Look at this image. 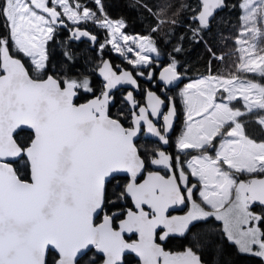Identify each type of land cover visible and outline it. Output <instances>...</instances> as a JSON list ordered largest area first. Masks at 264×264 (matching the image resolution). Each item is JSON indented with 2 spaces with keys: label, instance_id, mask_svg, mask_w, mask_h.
I'll use <instances>...</instances> for the list:
<instances>
[{
  "label": "snow or ice",
  "instance_id": "snow-or-ice-1",
  "mask_svg": "<svg viewBox=\"0 0 264 264\" xmlns=\"http://www.w3.org/2000/svg\"><path fill=\"white\" fill-rule=\"evenodd\" d=\"M92 2L95 10L80 0H0V17L7 28L0 35V264H124L128 253L135 254L139 264H205L202 254L213 240L200 222L211 218L223 222L225 238L241 253L264 261V215L251 210L253 203L264 206V179L244 181L234 174L264 173V142L246 135L237 120L241 110L230 106L240 93L244 101L264 110V87L253 100L248 92L258 87L255 83L246 87L217 76L188 83L181 96L189 123L177 147L181 153L191 149L200 154L185 166L179 154L173 157L150 145L142 152L136 138L145 126L160 143H169L174 99L148 91L147 106H140L128 92L125 99L132 120L126 127L109 114V105L117 85L139 88L132 71H118L102 60L97 70L99 95L94 94L97 89L89 76L49 75L46 42L58 26L68 28L65 21H70V42L87 38L100 53L110 44V50L126 57L138 76L145 75L141 69H148L147 79L153 78L151 66L162 54L155 37H130L123 31L127 26L123 19L113 21L105 14L103 0ZM142 6L152 16L149 6ZM238 6L245 26L258 33L255 25L258 16L264 24V0L259 4L241 0ZM186 7L192 10L189 22L197 25L191 29L192 42L207 43L202 34L211 28L215 12L227 7L226 0H196ZM87 22L106 30L105 43L96 45L98 37L79 26ZM159 24L157 20L154 30ZM181 52L177 45L163 53L170 59L158 80L166 89L181 80L177 59ZM19 54L30 58L31 68ZM62 56L65 64L74 63L70 48ZM241 68L249 73L260 69L264 75V55L250 58ZM221 88L226 96L217 101L215 93ZM81 93L93 95L78 104ZM153 118L162 123L158 126ZM259 122L264 131V119ZM22 126L32 130L26 143L17 138ZM217 137L228 139L214 145ZM21 162L24 169L16 167ZM150 165L163 167L166 175L151 171ZM25 170L30 179L20 175ZM121 173L125 184L110 192L108 186ZM125 202L132 207L122 216L105 213L125 208ZM189 203L191 210L185 215L170 213ZM99 217L102 222L96 223ZM173 236L188 245L175 255L163 247Z\"/></svg>",
  "mask_w": 264,
  "mask_h": 264
},
{
  "label": "trees",
  "instance_id": "trees-1",
  "mask_svg": "<svg viewBox=\"0 0 264 264\" xmlns=\"http://www.w3.org/2000/svg\"><path fill=\"white\" fill-rule=\"evenodd\" d=\"M80 2L89 9L95 10L96 6L92 0H80ZM103 2L105 14L108 18L112 20L123 19L126 22L125 33L140 36L153 35L162 55L164 52H170L173 46L179 45L182 48V52L177 56L179 72L186 80H194L207 75L221 78H235L241 75L239 68L241 60L236 42L241 29L242 11L241 7L238 6L241 0H227L225 10L217 14L211 22V28L202 34L207 43H194L190 38L192 35L191 29L196 28L197 25L194 21L189 22L188 18L192 15V10L186 6L195 3L196 0H103ZM144 4H147L151 9L152 16H149L148 12L145 11L142 6ZM157 9L161 10L157 11ZM97 15H100V13H97ZM153 16L155 19L152 18ZM157 20L160 21V24L158 30H154L153 26L156 25ZM56 32V35L47 44L48 64L51 68L49 74L57 76L55 69H62L68 73L67 76L73 78L88 76L85 71L88 68L84 65L87 54L92 57L90 65L99 61L98 59L102 60L100 56H96V50H93L91 45L86 42H70L69 29H59ZM6 33L7 28L4 26L3 18L0 17V35ZM97 34L100 40L107 38L104 29H97ZM165 40L170 42L165 43ZM209 45L211 46V52L215 54V58L210 55ZM67 48H70L73 53L74 63L72 65L65 64L63 60L62 52ZM104 51H110L109 47L107 46ZM219 56H222V58L218 59ZM19 58L22 59L26 67H32L28 57L19 54ZM167 59H170V57L164 56L163 61L166 62ZM250 79L259 86L264 87V75H252ZM96 81V79H93V85L96 84ZM86 95L84 93L78 97L76 103L87 102L90 98H86ZM121 112H127L125 106H122ZM110 115L122 121L120 115L116 112L111 111ZM31 136V132L20 130L17 138L20 142L26 143ZM234 174L238 179L246 181V178L240 174ZM20 175L24 179H30L26 170L21 171ZM124 177L117 176L116 179L112 180L108 190L115 192L118 187L124 185L126 182ZM260 177H264V174L258 176V178ZM125 205V208L114 209L112 213H108L107 209H105V212L122 216L124 211L131 207V203L125 202ZM109 207H111V204H109ZM259 207L262 208V206L253 203L251 210L257 212ZM200 223L204 226L205 231L210 230L211 239L213 240V246L203 251L202 259L205 264H264V261L259 257L240 253L237 247L225 238L218 222L211 219ZM214 228L219 230L218 233L215 234L212 231ZM163 245L168 252L174 253L182 252L188 246L185 240L179 236L170 237L169 240L163 242ZM124 264H139V262L132 256H127Z\"/></svg>",
  "mask_w": 264,
  "mask_h": 264
},
{
  "label": "rangeland",
  "instance_id": "rangeland-1",
  "mask_svg": "<svg viewBox=\"0 0 264 264\" xmlns=\"http://www.w3.org/2000/svg\"><path fill=\"white\" fill-rule=\"evenodd\" d=\"M257 4H259V0H257ZM241 11H242V16H241V29H240L239 37H238V39L236 41L237 42V45L239 47L238 48V51H239L238 53L240 55V60H241L240 67H239L240 68L241 75L240 76H237L235 78H221V77H219V78L221 80H223V79H232L235 84L239 85V84L243 83L247 87L251 83H255L254 81H252L250 79V76H252V75H261V70L260 69H256L254 72L249 73V72L244 71L241 68V65L244 64L246 66V62L250 58H252V57H256L258 59L259 55H264V49H263L264 48V24H262L260 22V18L258 16L255 27L259 31H258V33L254 34L252 31L248 30V28L245 26V23H244L243 18H242L243 17V9L242 8H241ZM113 21H118V20H113ZM66 22L69 24V27L71 29L73 27L72 22H70V21H66ZM79 26L81 28L82 27H90V28H93V30L96 31V33H97V29H102V28H98V27L94 26V24L92 22L81 23ZM123 31L125 32L124 29H123ZM56 33L57 32H54L53 37L56 35ZM108 35L109 34H107V38H108ZM129 36L130 37H133V36H140V35H129ZM107 38L105 40H99L98 44H96V45H99L101 43H105L106 40H107ZM50 40H48L46 42V45H45L46 50H47V44H48V42ZM69 41H70V39H69ZM35 42L37 44H39V38ZM253 45H255V47H252ZM107 46L109 47V50H110V48H111V45L110 44H107L104 47V49H106ZM91 48L93 50L94 49L96 50V47H94L93 45H91ZM245 49H247V51H245ZM110 52L112 53L113 56H116L119 59H122V61L126 62V57H121L114 50H110ZM95 53H96V56H98V57L100 56V52H98L97 50H96ZM87 57L85 58V64L84 65L88 69L85 70V71L88 73V76L91 78L92 84H93V79H96L97 80L96 81V84L94 85L95 88L97 89V91L94 94H97L98 95L99 94V90L101 88V81L98 80V78H97V70H98L99 66L101 65V61L102 60L98 59V57H97V59L99 61H96L93 64L91 63V65H92L91 66L90 65V59L92 57L90 55H88V54H87ZM221 58H222V56H219L218 57V59H221ZM156 59L158 61H163L164 56L161 54L159 57H156ZM55 71H56V74H57L56 78H63L64 75L68 74V73L64 72L62 69H60V70L55 69ZM33 75H35V74H33ZM49 75H52V74H49ZM209 76H213V75L202 76V77H199L197 79L190 80V81L184 83L177 90V92L175 93V95L180 100V108H181V112H182V122L180 124V128H179L178 133H177V137H176V140H175L176 143H178L179 137L186 130V128L188 127V123H189L188 120H187V105L184 103V100H183V98L181 96V93L186 89V86H187L188 83H196L199 79H202V78L203 79H207ZM255 84H257V83H255ZM257 86L258 87L256 89H250L249 92H248V94L253 98V100L259 98V88H261V86H259L258 84H257ZM82 94H84V93H81L78 97H80ZM86 94H87L85 96L86 98H91V96L93 95V94H88V93H86ZM237 95H238L239 98L231 101V103H230V106L231 107H233L235 109H239L242 112V115L240 117H238L237 120L242 123V127L244 128V131H245V133H246V135L248 137L252 138L254 141H257V142H264V131L261 130L262 125L259 122L261 119H264V110L258 109L252 103V101H244L243 98H242V95L240 93H237ZM225 96H226V94L223 93L222 88L221 89H218L216 91V93H215V97H216V100L217 101H220ZM225 102L228 103L227 100H225ZM80 104H82V103H80ZM249 104H252V108H251L250 111L248 109V105ZM122 122L123 123L124 122H128V121L125 120V117L124 116L122 118ZM222 139H228V138L227 137H223V138L222 137H217L216 140L213 141V144L214 145L217 144V142L218 141H221ZM138 147H139V145H138ZM144 148H145V146H144ZM144 148H140L142 152H143ZM209 152L212 153L213 150L209 149ZM199 154H200L199 150H191L190 149V150H187L186 152H184L183 153V162H184L185 166L187 165V163H190L191 162V160H192L193 157H195V156H197ZM223 167L226 168L227 166L224 165ZM17 168L18 169H24L25 168L24 163L21 162L20 164H18V167ZM185 169L187 171H190L186 167H185ZM161 174L162 175H166V171H161ZM238 174H240L242 177L246 178V181H250L252 179L258 178L259 175H262L264 173L256 172V173H238ZM198 185H200V189L202 190V185L199 184V183H198ZM194 198L197 200V202H199V200L201 199L199 196L197 198L196 197H194ZM190 210H191L190 203L189 204H186V210H185V212H184L183 215H185ZM259 210L261 211V214L264 215V207L259 208ZM211 219H213L214 221L218 222L220 224V226H221L222 231H223V222L222 221H217L214 218H211ZM211 219H209V220H211ZM97 220H100L101 221L102 220V217L97 218L96 221ZM212 231L216 234V232L218 233L219 230L216 229V228H214ZM230 243L233 244V245H235L237 247V249L239 250V246L238 245H236L234 242H230ZM169 253L175 255V254H179L181 252H176V253L169 252ZM242 254H244V253H242ZM246 255H249V254H246Z\"/></svg>",
  "mask_w": 264,
  "mask_h": 264
},
{
  "label": "flooded vegetation",
  "instance_id": "flooded-vegetation-1",
  "mask_svg": "<svg viewBox=\"0 0 264 264\" xmlns=\"http://www.w3.org/2000/svg\"><path fill=\"white\" fill-rule=\"evenodd\" d=\"M66 22V21H65ZM66 24L68 25V28H64V27H61V28H57V30L59 29H70L69 27V24L66 22ZM82 28H87L88 31H90L91 33L95 34L98 36V34L96 33V31L93 30V28H90V27H82ZM99 38V36H98ZM100 40V39H99ZM98 40V42H99ZM79 42H86L88 43L87 41H79ZM90 44V43H89ZM98 44V43H97ZM92 45V44H90ZM105 52V53H103ZM102 53H100V58L105 61L107 59L110 60L111 64L114 66V68H116L118 71H121L119 69V67L121 66L124 70H129V71H132V74L136 77L137 79V82H138V85H139V88H136L135 86H133V88H121L117 91H115L113 94H114V100L111 102L110 104V108H109V113L111 111H114L116 112V114H119L121 119L123 118V116L125 117V120L128 121V122H124L125 126L128 127L131 125V120H132V117H131V109H130V106H129V103L126 101L125 97H126V94L128 92H131L132 95L135 97V99L138 101L139 105L140 106H147V95L146 93L148 91H151L153 93H156L158 94L159 96H161L162 98L167 96L169 99L173 98L175 100V103H176V106L178 108V111H179V114H180V119H179V122L177 124V127H176V130H175V133L169 138V143L168 145H163L162 143L158 142V141H155L153 139H148V138H145L144 137V134H145V130H146V127L142 128V133H141V136H140V139L136 142L137 145H139L140 148H144V146L146 147V145H150L152 147H155L157 148L158 150H163L166 152V154H170L172 155L173 157H175L177 154H179L181 156V160L183 161V153L180 152L179 148L177 147V144L176 143V137H177V133H178V130L180 128V124L182 122V112H181V108H180V100L179 98L175 95V93L177 92V90L186 82L190 81V80H186V78L182 75V79H183V83L178 86V87H174V88H168L167 89L162 86V83L158 80V76L160 74V72L162 71L163 67L165 66V62L164 61H159V63H155L152 67V71L154 73L153 75V78L151 80L147 79V72H148V69H141V71H144L145 72V75L144 76H138L136 74V70L133 68L132 65H128L126 62L122 61V59H119L118 57L116 56H113L112 53L110 51H104L103 50ZM97 78H98V75H97ZM98 80H100L98 78ZM101 81V80H100ZM97 95V94H95ZM99 95V94H98ZM92 98V97H91ZM90 98V99H91ZM89 99V100H90ZM166 102L168 103V100H166ZM120 103V104H118ZM122 106H125L126 107V111L127 112H121V108ZM167 110V108L165 109V111ZM123 114V115H122ZM127 117V118H126ZM122 122V121H121ZM123 123V122H122ZM162 122L159 120L156 124L159 126ZM211 149V148H210ZM213 150V149H211ZM150 170L151 171H156V172H160L161 171H167L166 169H164L163 167H158V166H155V165H150ZM186 170V169H185ZM187 171V170H186ZM124 177V176H123ZM189 180L190 182H196V179L189 176ZM197 188H200V185H198L197 183ZM196 198L198 197V195L195 196ZM132 207V205H131ZM260 208V207H259ZM258 208V211L257 212H254L256 214H261V211L259 210ZM186 210V205H183V208L182 210L180 211H177V212H171L172 215H183L184 212ZM106 213V212H105ZM107 214V213H106ZM102 221V220H101ZM101 221H95L96 223H100ZM119 222V221H118ZM118 225V223L114 224V227H116ZM164 247V245H163ZM165 248V247H164ZM166 250V249H165ZM167 251V250H166ZM168 252V251H167ZM130 256V255H129ZM127 257V256H126ZM125 257V258H126ZM133 258H135L134 256H132ZM125 258H124V262H125ZM136 259V258H135ZM137 260V259H136ZM138 261V260H137ZM139 262V261H138Z\"/></svg>",
  "mask_w": 264,
  "mask_h": 264
},
{
  "label": "water",
  "instance_id": "water-1",
  "mask_svg": "<svg viewBox=\"0 0 264 264\" xmlns=\"http://www.w3.org/2000/svg\"><path fill=\"white\" fill-rule=\"evenodd\" d=\"M226 2H227V0H226ZM225 8H226V7H225ZM225 8H223L222 10L216 11L215 14H214V17L212 18V21L215 19V17L217 16V14L220 13V12H222V11H224ZM61 27H62V26H58L57 28H61ZM89 32H90V31H89ZM90 34H93V33L90 32ZM96 36H97V35H96ZM97 37H98V36H97ZM80 41H87V42L89 43V40H88L87 38H82ZM97 43H98V39H97V41L95 42V44H97ZM105 61H109V62H110L109 59H107V60H105ZM119 69H120L121 71L124 70L121 66L119 67ZM98 78L101 80V78H100L99 76H98ZM161 83H162V82H161ZM182 83H183V79H182V75H181V80L175 82L172 86H169L168 88L178 87V86H180ZM121 88H133V85H128V84L117 85L116 88L113 90V93H114L115 91L121 89ZM155 94H156V93H155ZM156 95H158V94H156ZM171 99H173V98H171ZM75 102H76V101H75ZM147 103H148V99H147ZM147 103H146V104H147ZM167 106H168V103L165 101V109L167 108ZM175 107H176V115H175V118H174L173 128H172L171 132L169 133V138L175 133V130H176L177 124H178L179 119H180V114H179L178 108H177V106H176V103H175ZM109 108H110V105H109ZM109 114H110V113H109ZM153 119H154V122H155V123H157V122L159 121V120H156L155 118H153ZM145 127H146V126H145ZM20 130H27V131H29V132L32 133V130L29 129L27 126H22V128H21V129H18L17 131H20ZM141 133H142V129H141V131H140L138 137L136 138V142L140 139ZM144 137H145V138H148V139H153V140H155V141H158L156 138L152 137L151 134H149V133L147 132V130H145ZM158 142H159V141H158ZM167 145H168V144H167ZM159 173H160V172H159ZM160 174H161V173H160ZM161 175H162V174H161ZM117 176H125V174L121 173V174H117ZM256 179H264V177H260V178H256ZM256 204L260 205L258 202H257ZM260 206H262V205H260ZM262 207H264V206H262ZM182 208H183V205L175 206L174 209H170V213H171V212H177V211H180V210H182ZM95 221H96V220H95ZM101 222H102V221H101ZM101 222H100V223H101ZM118 224H119V222H118ZM117 226H118V225H117ZM164 249H165V248H164ZM165 251H166V250H165ZM129 255H130V256H134V257L138 260V258L135 256V254H131V253L125 254V257H126V256H129Z\"/></svg>",
  "mask_w": 264,
  "mask_h": 264
}]
</instances>
